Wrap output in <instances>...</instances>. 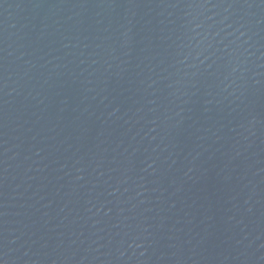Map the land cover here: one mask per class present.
Masks as SVG:
<instances>
[{
    "label": "water",
    "instance_id": "1",
    "mask_svg": "<svg viewBox=\"0 0 264 264\" xmlns=\"http://www.w3.org/2000/svg\"><path fill=\"white\" fill-rule=\"evenodd\" d=\"M0 264H264V0H0Z\"/></svg>",
    "mask_w": 264,
    "mask_h": 264
}]
</instances>
